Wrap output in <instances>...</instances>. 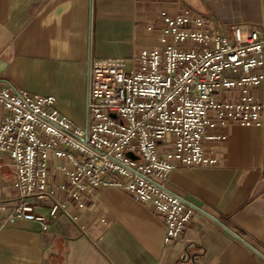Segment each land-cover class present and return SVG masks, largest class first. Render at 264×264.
Wrapping results in <instances>:
<instances>
[{
    "label": "crops",
    "instance_id": "obj_1",
    "mask_svg": "<svg viewBox=\"0 0 264 264\" xmlns=\"http://www.w3.org/2000/svg\"><path fill=\"white\" fill-rule=\"evenodd\" d=\"M174 7L211 18L221 33L264 23V0H0V89L12 83L51 95L84 126L93 60L133 66L143 48L159 44V32L147 28L157 12ZM212 133L218 138L205 151L217 164L178 167L170 177L177 193L206 211L180 239L164 243V220L149 204L98 188L82 197L84 208L68 202L76 219L52 218L48 231L25 220L0 230V264H181L185 254L192 264H264V116L259 126L230 123ZM12 181L1 157L0 201L13 197Z\"/></svg>",
    "mask_w": 264,
    "mask_h": 264
},
{
    "label": "built area",
    "instance_id": "obj_2",
    "mask_svg": "<svg viewBox=\"0 0 264 264\" xmlns=\"http://www.w3.org/2000/svg\"><path fill=\"white\" fill-rule=\"evenodd\" d=\"M214 24L190 7L160 9L147 27L159 44L130 71L123 59L93 60L84 126L51 95L2 87L0 158L13 167L14 195L0 201V230L25 220L48 231L59 215L76 219L69 201L84 208L83 196L115 187L161 215L165 244L180 239L206 211L172 188V172L216 165L205 151L213 131L263 123L264 23L235 27L234 40Z\"/></svg>",
    "mask_w": 264,
    "mask_h": 264
},
{
    "label": "rangeland",
    "instance_id": "obj_3",
    "mask_svg": "<svg viewBox=\"0 0 264 264\" xmlns=\"http://www.w3.org/2000/svg\"><path fill=\"white\" fill-rule=\"evenodd\" d=\"M252 28H255L257 26H251ZM234 30H235V27L234 28H225V29H222V33H224L225 35H227L231 40H234ZM245 32V31H244ZM132 64L131 63H127L126 65V70L127 71H130L132 69Z\"/></svg>",
    "mask_w": 264,
    "mask_h": 264
},
{
    "label": "water",
    "instance_id": "obj_4",
    "mask_svg": "<svg viewBox=\"0 0 264 264\" xmlns=\"http://www.w3.org/2000/svg\"><path fill=\"white\" fill-rule=\"evenodd\" d=\"M128 155L132 158H135L137 159L138 156L135 155L134 153L132 152H129ZM193 262V257L190 255V254H185L183 257H182V260H181V264H192Z\"/></svg>",
    "mask_w": 264,
    "mask_h": 264
}]
</instances>
